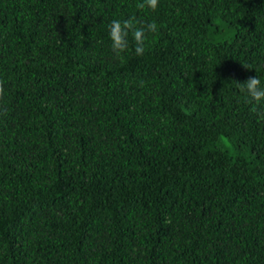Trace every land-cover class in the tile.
<instances>
[{
	"label": "trees",
	"instance_id": "trees-1",
	"mask_svg": "<svg viewBox=\"0 0 264 264\" xmlns=\"http://www.w3.org/2000/svg\"><path fill=\"white\" fill-rule=\"evenodd\" d=\"M0 264H264V0H0Z\"/></svg>",
	"mask_w": 264,
	"mask_h": 264
}]
</instances>
